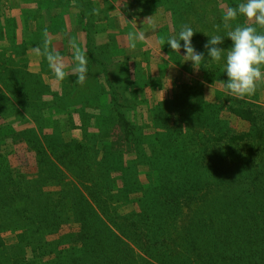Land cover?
Returning a JSON list of instances; mask_svg holds the SVG:
<instances>
[{
  "label": "rangeland",
  "instance_id": "obj_1",
  "mask_svg": "<svg viewBox=\"0 0 264 264\" xmlns=\"http://www.w3.org/2000/svg\"><path fill=\"white\" fill-rule=\"evenodd\" d=\"M241 2L0 0V66L13 55L10 64L25 71L11 89L13 98L0 100V177L8 171L13 179L22 176L23 184H42L39 208H50V216L62 226L46 241H58L62 262H70L71 249L83 250L74 238L81 220L87 219L80 213L89 211L109 228V241L120 244L98 252L101 258L157 264L147 254L155 239L150 219L153 212L164 211L178 213L170 219L176 244L184 237L182 224L193 220L201 229V217H206L208 230H201L200 240L213 243L202 255L205 264L216 259L215 244L229 243L230 251L244 237L252 240L253 252L264 253V82L244 100L226 96L225 59L211 61L204 48L211 36L221 35L225 39L219 47L228 49V31L255 23L240 16L224 26L223 13ZM184 24L196 32V50L205 53L199 70L183 63V48L173 52L166 44ZM45 31L50 50L61 57L71 52L68 39L85 53L82 85L71 74L62 81L54 77L37 51L43 50ZM130 32L145 37L134 49ZM64 62L71 64L66 58ZM231 108L248 109L260 119L252 125L232 115ZM233 134L250 138L239 145L214 142ZM65 145L75 153L60 162ZM79 145L82 149L77 150ZM99 181L105 188L95 191ZM230 194L234 214L217 221L212 206L217 197ZM17 208L6 207L16 215ZM210 218L217 222L211 225ZM17 222L14 218L21 226ZM1 238L6 245L15 241L12 233ZM173 244L168 239L176 255L182 249ZM190 259L197 260L194 254ZM253 260L260 264L258 253ZM57 261L53 252L44 254L40 263ZM11 263L1 255L0 264Z\"/></svg>",
  "mask_w": 264,
  "mask_h": 264
},
{
  "label": "trees",
  "instance_id": "obj_2",
  "mask_svg": "<svg viewBox=\"0 0 264 264\" xmlns=\"http://www.w3.org/2000/svg\"><path fill=\"white\" fill-rule=\"evenodd\" d=\"M230 112L232 115L252 125L257 124L260 119V116L254 115V113L248 109L231 108ZM119 120H122L121 115ZM123 123L126 125L125 121ZM249 138V134H233L229 137H217L214 139V142L219 144L227 142L239 145L240 143L246 142ZM75 148L77 150L82 149L80 145ZM63 150H66V152L59 155L58 160L60 162L62 160H66L67 157H71L75 153L72 152V146L69 145H65ZM8 176H10V178H8ZM16 177L17 179H13L12 175H10L8 171L5 172L3 178L0 177V257L1 255H6L7 258H10L13 264H41L40 262L42 261L44 254H52L54 252V254L59 258V261L55 264H100V262L104 259V264H133L132 262H129L128 258H123L122 261L121 259H109L107 258L108 256L106 258L100 257V253L98 252H110L111 244L113 247H118L120 244H114V242L109 241L112 236L111 231L108 227H106L105 223L101 219L97 218L96 214L91 213L92 211H89L91 214H85L84 212L80 213L87 219L81 220L80 229L74 238L83 250L75 252L74 249H71L74 252L71 256L70 262H62L64 253L57 252L58 241L54 239L52 242L46 241L47 235L54 237L62 226L57 222L55 216H50L52 215V210H50V208H48L49 211H47V209L39 208V193L41 191L40 188L42 184L38 181H27L26 184H23L24 178L19 175ZM100 181L94 184L95 191L105 188V182L102 181V184ZM221 186L222 183L218 185V187ZM144 202L145 206L150 205V201L148 199H145ZM233 202L231 194L217 197L214 205L212 206L213 208L211 209V211L214 210L213 214L216 216L217 221H219L220 218L227 220L234 214L235 206ZM11 205L14 208L15 206L18 207L17 215L13 212H8L6 209V207ZM203 208L204 207H202V209ZM154 211L156 210L154 209ZM171 212H153L152 218L150 219V223L153 224L150 233L155 239L152 241L153 245L148 248L147 254L157 264H205V260H203L202 255L209 253L211 248L208 246L213 243L212 241L204 239L200 240L201 230L205 229V232L208 230L206 217H201L200 224H204V227L201 229H197L195 225L192 224L193 220H189V222L186 221V223L182 224L184 237L180 239L178 244H176V242L174 243L175 238L173 232L170 229L172 226V229L174 230L175 225L170 222V219L177 216L178 213L172 212V215L169 216L168 213ZM201 214H204V212H201ZM91 215L94 216V220H92ZM106 217L108 218L107 215ZM14 218L18 220L17 223L21 226H17L14 223ZM47 219L50 220L51 223H43ZM27 221L32 222H30V225H27L25 224ZM209 221L211 222V225L217 222H213L214 220L211 218ZM18 230L20 233L15 234ZM4 233H12L15 235V241L13 244L6 245L4 243L1 238V235ZM168 239H170L172 244L174 243L173 245H175V247H181L182 251L173 255L170 252L171 247L168 245ZM250 240L251 239L245 237L242 238L238 244L232 246L230 251L228 248L229 243L228 245L215 244L214 250L218 249L215 253V256L217 257L214 262L208 261L206 264H255L253 258L257 253L259 255V263L264 264V253L262 251L257 253L253 252L251 249L252 240ZM254 242L262 244L259 240H254ZM154 246L157 248H153ZM123 247L120 246L118 251L121 252ZM114 252L115 251H112L111 253ZM82 254H86L89 257L81 256ZM191 254H194L197 259L196 261L190 259ZM44 264L54 263L48 262Z\"/></svg>",
  "mask_w": 264,
  "mask_h": 264
},
{
  "label": "clouds",
  "instance_id": "obj_3",
  "mask_svg": "<svg viewBox=\"0 0 264 264\" xmlns=\"http://www.w3.org/2000/svg\"><path fill=\"white\" fill-rule=\"evenodd\" d=\"M93 14L98 15L99 10L94 9ZM243 16L248 21H254L253 25H236L227 32V38L231 41V47L224 49L219 47L224 43V36L213 35L204 44L207 57L213 62H220L225 59L224 72L226 81L223 82V90L226 96L244 100L251 97L258 86V82H264V0H244L236 7H229L223 13L224 26L230 27L229 22L235 21ZM151 19V17H148ZM196 32L193 28L184 24L178 35L170 36L166 44L173 52L180 53L184 50L183 63L191 62L193 69L199 70L205 59L204 52H198L192 44V38ZM43 50H37L45 57L48 66L57 80L62 81L69 74L77 77L76 83L83 84L87 77V57L81 48L72 43V62L66 65L64 58L58 53L50 50L45 31ZM131 47L134 49L137 41L144 40V34L130 32L128 34ZM183 41V45L181 44Z\"/></svg>",
  "mask_w": 264,
  "mask_h": 264
},
{
  "label": "crops",
  "instance_id": "obj_4",
  "mask_svg": "<svg viewBox=\"0 0 264 264\" xmlns=\"http://www.w3.org/2000/svg\"><path fill=\"white\" fill-rule=\"evenodd\" d=\"M70 42L72 41L68 39L67 40L68 47L70 46L69 45ZM10 53L11 52H9V54ZM67 54H68V58L67 57L64 58L68 59L71 63L72 62L71 52L67 51ZM11 57L12 58H10V60L11 61L14 60L13 55ZM10 60L0 66V100L1 98L3 100H8V97L12 99L13 97L11 95V89H13V86L16 84L17 80L21 79L24 76L23 72L25 71H22L23 69L20 67V65L10 64ZM14 69L19 72H15Z\"/></svg>",
  "mask_w": 264,
  "mask_h": 264
}]
</instances>
